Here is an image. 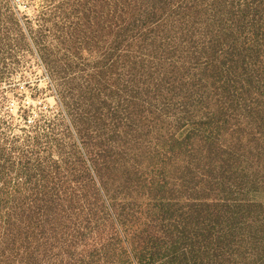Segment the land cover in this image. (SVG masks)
I'll return each instance as SVG.
<instances>
[{
  "label": "rangeland",
  "instance_id": "rangeland-1",
  "mask_svg": "<svg viewBox=\"0 0 264 264\" xmlns=\"http://www.w3.org/2000/svg\"><path fill=\"white\" fill-rule=\"evenodd\" d=\"M119 1L0 0V155L30 170L33 188L47 190L39 198L85 204L75 258L101 251L103 261L139 264L134 250L136 259L154 254L143 264H264V83L250 102H231L239 84L226 89L221 70L232 64L215 61V43L188 55L177 44L181 64L197 67L183 76L172 62L163 81L170 91L132 102L134 91L145 99L148 65L132 54ZM150 1L146 11L157 0ZM256 41L252 73L264 65V42ZM167 108L176 112L165 115ZM176 139L185 145L165 170L163 146ZM204 175L213 178L195 201ZM114 179L127 187L128 202L111 199ZM3 229L0 242L17 241Z\"/></svg>",
  "mask_w": 264,
  "mask_h": 264
},
{
  "label": "trees",
  "instance_id": "trees-1",
  "mask_svg": "<svg viewBox=\"0 0 264 264\" xmlns=\"http://www.w3.org/2000/svg\"><path fill=\"white\" fill-rule=\"evenodd\" d=\"M145 1L120 0L117 4L119 17L124 15L130 21L126 28L132 42V54L137 59L147 60L148 65L149 80H147L146 93H143L145 99H141L136 94L138 92L134 91L132 102L141 101L149 104V100L154 102L156 101L154 98L169 92L170 89L165 88L163 81L168 74L166 66L171 65L172 62L183 73V76H190L192 67H197L189 62L181 64L177 55L183 50L177 44L188 46L187 52L184 50L188 55V53L200 54L204 50L209 53L212 43H215V47L211 48L217 52L215 61L229 60L228 63L232 64L228 70H221L222 74H226L225 79L222 77L226 89H231V86L239 84L238 89L231 96V102H250L252 100L249 98L253 89L255 92L259 91V85L264 83V78L260 77L258 73L259 69L264 71V65H260L256 73L249 71L254 58L253 51H255L251 46H255L256 40L264 42V34L261 31L264 30V0H157L156 4L147 11ZM147 6L149 7L150 4ZM165 22L168 24L162 27L161 24ZM175 25L177 30L172 31ZM255 27L261 30L256 31ZM234 28L239 34H248L250 39L245 42L238 40L237 35L232 31ZM162 29H166L167 32H162ZM171 32L173 36L168 39ZM162 33L163 36L157 43L151 42L153 37ZM197 43L200 46V51H192ZM157 47L159 48L156 54L152 49ZM162 47H166L172 52L167 54L165 50L161 51ZM259 56L260 53L253 61L259 60ZM239 63L241 66H238L233 72L234 65ZM241 79L243 81H240ZM171 98L176 97L172 96ZM260 98L264 100V92H261ZM246 105L249 107L259 106V104L253 103ZM176 109L179 113H184L182 110L185 108L181 106ZM166 112L165 115H171L176 111L167 108ZM130 114L135 120L142 119V115H136L138 114L136 111H131ZM127 118L129 117L127 116ZM184 143V141L176 139L163 146V150L169 154L164 159L163 168L165 170L172 162L170 159L172 154L183 149ZM0 149L2 148L0 147ZM19 153L25 157L24 151ZM6 156L5 152L0 155V167L3 171L0 175V224L4 229L10 228L18 236V239L14 242L15 239L10 240L5 237L3 238L5 242H0V251L2 250L0 256L3 259L0 264H114L110 260L103 261L100 258V256H104L101 251H96L95 255L92 253L75 258L71 252L81 242L85 204L39 198L46 196V188L44 187L45 191L41 192L34 189L30 170L21 163H19L20 169H17L13 158L8 157L10 160H7ZM25 164L27 163L25 162ZM226 170L231 175L237 172L235 164L232 162L226 166ZM209 177L213 178L212 175ZM209 177L206 178L204 175L205 184L195 190V195L198 197L195 201H201V193H205L209 187ZM182 180L185 181L183 176ZM113 183V191H110L112 192L111 199L128 202L131 195L127 187L124 184L114 187L115 179ZM207 200H210V197ZM121 225L125 226L123 235L126 238V226L130 227L129 219L126 218L125 224L121 223ZM135 252L131 251L130 255L139 264H143V261L147 263L154 257V254L147 257L142 253L141 258L136 259Z\"/></svg>",
  "mask_w": 264,
  "mask_h": 264
},
{
  "label": "built area",
  "instance_id": "built-area-1",
  "mask_svg": "<svg viewBox=\"0 0 264 264\" xmlns=\"http://www.w3.org/2000/svg\"><path fill=\"white\" fill-rule=\"evenodd\" d=\"M33 123V120H29V124H32Z\"/></svg>",
  "mask_w": 264,
  "mask_h": 264
}]
</instances>
